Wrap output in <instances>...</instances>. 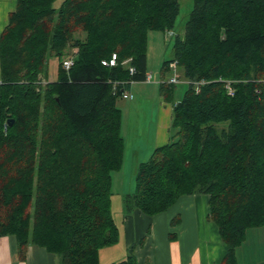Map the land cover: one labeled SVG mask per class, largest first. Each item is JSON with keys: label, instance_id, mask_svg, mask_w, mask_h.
I'll list each match as a JSON object with an SVG mask.
<instances>
[{"label": "trees", "instance_id": "1", "mask_svg": "<svg viewBox=\"0 0 264 264\" xmlns=\"http://www.w3.org/2000/svg\"><path fill=\"white\" fill-rule=\"evenodd\" d=\"M55 1L18 0L0 36V238L15 237L20 260L39 246L58 264H100L119 240L118 101L147 80L148 34L175 28L180 0ZM114 53L117 64L103 65ZM171 63L189 86L176 102L175 84L161 82L174 102L170 140L139 164L126 214L156 216L207 194L227 245L219 264H238L249 230L264 226V0H194L162 72ZM112 264H138L134 245Z\"/></svg>", "mask_w": 264, "mask_h": 264}, {"label": "crops", "instance_id": "2", "mask_svg": "<svg viewBox=\"0 0 264 264\" xmlns=\"http://www.w3.org/2000/svg\"><path fill=\"white\" fill-rule=\"evenodd\" d=\"M17 4L18 0H0V36L9 22V15L16 10ZM152 33L150 31L148 34V74L154 68L151 64V39L157 40L158 37ZM161 58L163 59V55ZM162 59L161 62L164 64L167 58L163 61ZM149 75H151L149 80H152L153 75L151 73ZM140 82L143 81H137V83ZM136 85H138L136 82L131 84L129 91L131 92L132 87ZM150 87L153 95L159 100L155 116L157 129L153 138V146L159 147L170 140L174 102L164 98L161 86L150 84ZM133 100H136V97ZM151 151L145 150L144 158ZM124 157L126 158V155ZM209 199L207 194L183 195L166 212L156 216H148L141 212L125 214L123 223L126 242L130 246L134 239L138 240L145 236L143 231L147 227L153 228V235L146 241L142 240L141 248L134 247L138 264H219L227 252V245L221 238L217 224L208 219ZM258 228L262 230L264 226L250 229L249 232L252 231L253 235L256 231L254 229ZM120 234L119 230V238ZM260 235L264 238V232ZM255 236L256 234L252 240ZM245 241L237 249L238 264H264V258H258L256 254L251 252L249 254L241 249ZM0 264H58V259L42 247L30 246L26 259L20 260L15 237L4 236L0 238Z\"/></svg>", "mask_w": 264, "mask_h": 264}, {"label": "rangeland", "instance_id": "3", "mask_svg": "<svg viewBox=\"0 0 264 264\" xmlns=\"http://www.w3.org/2000/svg\"><path fill=\"white\" fill-rule=\"evenodd\" d=\"M64 0H56L55 7L60 8ZM194 7V0H180V10L176 20L175 28L170 31L155 30L152 34L157 35V40L151 39V64L154 66L150 73L153 79L137 83L138 85L132 87L131 93L133 97L123 98L118 101L122 109V135L124 138L125 148L124 162L121 169L113 171L112 173V210L116 219L119 230L121 231L119 240L113 244L105 246L100 251L101 264H112L125 259L130 252V245L126 242V233L124 227L125 219V202L126 194L134 193L136 187V176L139 163L145 162L151 158L157 146H153V138L156 133V113L159 100L153 95L150 84L154 86H161V82L170 80L173 77H178L179 81L175 84L174 100L177 102L182 99L186 89L188 88V81L185 78L183 70L179 68L177 71L171 69L167 72H162L161 55L163 59H169L173 55V44L176 35L184 36L185 25L190 18L191 11ZM75 52L78 48H75ZM158 66V67H157ZM157 68V69H156ZM59 69V59L51 57L49 62L50 78H56ZM156 69V71H154ZM149 73V74H150ZM158 78V79H157ZM133 84V83H132ZM136 97V100L133 98ZM155 114V115H154ZM145 150H152L151 153L144 158L143 152ZM210 207V205H209ZM247 234L248 239L245 241L241 249L250 254H256L258 258H264V238L260 233L264 229H254ZM256 234L255 239L252 237ZM145 235L141 239H134L133 244L136 249L141 248L142 240L153 235V228L147 227L143 231Z\"/></svg>", "mask_w": 264, "mask_h": 264}, {"label": "built area", "instance_id": "4", "mask_svg": "<svg viewBox=\"0 0 264 264\" xmlns=\"http://www.w3.org/2000/svg\"><path fill=\"white\" fill-rule=\"evenodd\" d=\"M115 57H116V54H114V58ZM111 63H114V59L111 60ZM63 64L67 69H69L74 64V59L71 57L66 58V59H64ZM171 66H172V69L176 70V64L175 63H171ZM178 81H179V78L176 76V77H173L170 80H168V83L176 84ZM131 97H132V94L129 91H127L126 93L123 94V98H131Z\"/></svg>", "mask_w": 264, "mask_h": 264}, {"label": "bare ground", "instance_id": "5", "mask_svg": "<svg viewBox=\"0 0 264 264\" xmlns=\"http://www.w3.org/2000/svg\"><path fill=\"white\" fill-rule=\"evenodd\" d=\"M172 34H173V32L172 31H170ZM114 54H116V53H114ZM114 54H112V56L110 57V58H106V59H104V60H102V64L103 65H109V66H115L116 64H117V59H118V55L116 54V57L114 58ZM114 59V63H111V60H113ZM131 60L130 59H128V60H125L124 61V63H128V62H130ZM136 71H135V68H133V66L130 68V73H135ZM150 77H151V75H149L148 74V76H147V80H149L150 79ZM204 81H200V82H198L197 84H196V90L197 91H199V89H200V84L201 83H203ZM229 87H230V84L228 85ZM128 91V90H127ZM127 91H125L124 93H126ZM230 91H232V89H231V87H230ZM131 93V92H130ZM132 94V93H131Z\"/></svg>", "mask_w": 264, "mask_h": 264}]
</instances>
